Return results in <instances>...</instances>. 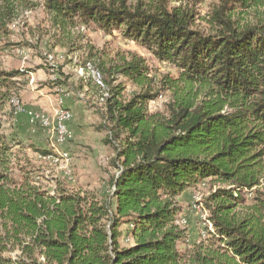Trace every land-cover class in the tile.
Here are the masks:
<instances>
[{
	"label": "trees",
	"instance_id": "16d2710c",
	"mask_svg": "<svg viewBox=\"0 0 264 264\" xmlns=\"http://www.w3.org/2000/svg\"><path fill=\"white\" fill-rule=\"evenodd\" d=\"M155 1L44 0L55 24L77 19L105 33L120 30L177 77H163L171 103L161 117L147 111L159 91L151 92L143 60L95 72L93 87L103 94L99 129L114 150L107 201L24 166L25 145L9 139L0 121V264H264V23L233 19L253 0H217L211 30L202 32L191 12ZM11 7L12 0H0V30L13 21ZM26 73L0 69L7 120L15 111L5 105ZM57 74L63 79L50 86H66L68 77ZM118 77L141 91L123 101ZM79 80L69 90L83 92ZM207 180L221 186L202 202L211 229L180 253L178 243L189 237L177 223V199ZM244 198L253 204L238 215Z\"/></svg>",
	"mask_w": 264,
	"mask_h": 264
},
{
	"label": "rangeland",
	"instance_id": "374dc122",
	"mask_svg": "<svg viewBox=\"0 0 264 264\" xmlns=\"http://www.w3.org/2000/svg\"><path fill=\"white\" fill-rule=\"evenodd\" d=\"M150 1L154 0H146ZM134 2L135 0H129L130 5ZM165 2L169 10L178 8L191 12L194 15L193 26L196 30L210 32L208 21L212 10L218 6L217 0ZM11 9L13 21L7 25L6 31L0 30V69L6 72L24 70L28 73L18 80V96H12L5 105L4 111L13 109L15 115L7 120L0 111L2 131L9 139L19 140L25 145V149L19 153V159L24 166L39 167L45 175L63 181L66 188L89 191L98 199L107 201L110 182L115 172L114 150L104 144L106 132L99 129L103 94L100 89L93 87L98 82L95 72L99 67L119 65L122 60H143L148 69L146 76L151 85V92L159 91L157 98L147 103V111L161 117H167V107L171 103L170 93L162 88L164 84L161 82L165 76L176 79L177 72L168 64L155 60L146 50L123 39L120 30L105 33L92 24L82 25L77 19L65 22L64 25L55 24L52 15L45 9L44 0H12ZM236 11L233 19L240 25L264 23V0H253L252 7L240 13L237 8ZM57 72L68 77L66 86H50L51 81L63 79ZM118 78L117 81L123 83V101H128L134 93L141 91L125 78ZM79 79L84 81L83 92L75 93L69 90L76 87ZM15 98L18 99L19 106H12L11 101ZM41 98L44 100L41 108L30 106L33 101L37 102ZM69 98L80 101L85 113L82 117L79 116L81 124L77 126V131L69 127L70 140L64 145H59L52 130L41 126L40 121L44 118L53 123L57 108L55 103ZM52 104L56 106H51ZM51 109L52 112L49 113ZM28 111L37 114L33 123L26 114ZM29 145L41 151H52L59 157L40 158L29 149ZM217 187L221 186L207 180L199 187L186 190L183 196L177 199L181 208L177 221L189 237L186 242L178 243L180 253L189 249L193 242L204 238L206 231L203 235L202 231L205 225L208 231L205 223L206 211L203 207L201 210L197 208L196 211H191V196L198 195V199L203 201L211 189ZM244 199L235 210L238 215L245 214L246 208L253 204L251 198ZM182 218L186 225H183ZM120 229L124 232L126 228L121 226ZM120 245L124 246L125 243L120 241Z\"/></svg>",
	"mask_w": 264,
	"mask_h": 264
},
{
	"label": "bare ground",
	"instance_id": "6f19581e",
	"mask_svg": "<svg viewBox=\"0 0 264 264\" xmlns=\"http://www.w3.org/2000/svg\"><path fill=\"white\" fill-rule=\"evenodd\" d=\"M100 81V80H99ZM97 83V82H96ZM19 103L18 101H14L13 103V106H17ZM61 104V105H60ZM19 106V105H18ZM18 110V109H17ZM61 115H63V118L61 120V127H67V132H69V137H66L64 142L62 141L63 139V131L62 129H60V117ZM54 121L53 123L49 121V119H44L42 118L41 121H40V125L44 127V128H47V129H51L52 132L54 133L55 135V138H56V141L59 145H64L66 144L70 138H71V131L69 129V123L71 122L72 120V114L71 112L64 108L62 106V103L61 101H59V104L55 110V114H54ZM198 201H200L198 199ZM203 206H199V209L201 210ZM206 219V218H205ZM178 223V222H177ZM205 223L207 224V228L208 230L211 229V226L210 224L208 223V221L205 220ZM179 224V223H178Z\"/></svg>",
	"mask_w": 264,
	"mask_h": 264
},
{
	"label": "crops",
	"instance_id": "0c3cea01",
	"mask_svg": "<svg viewBox=\"0 0 264 264\" xmlns=\"http://www.w3.org/2000/svg\"><path fill=\"white\" fill-rule=\"evenodd\" d=\"M32 82L30 81V85H32L31 84ZM30 88H31V86H29ZM41 95V94H40ZM34 99H35V97H34ZM43 99L41 98V99H38L37 100V102H35V101H33L31 104H30V106L32 107H34V108H37V106H38V108H41V105H43V104H41V103H43ZM56 102H58V100H56ZM62 103V106L64 107V108H66V109H68L70 112H71V114H72V120H71V122H70V124H69V127H71L72 129L74 128V130L75 131H77L78 129V127L77 126H80V124H81V122L79 121V119H80V117H82L83 116V114L85 113V111L83 110V108L81 107V102L80 101H76V100H71L70 98L69 99H66L65 101H62L61 102ZM57 106H58V104H59V102L58 103H55ZM55 105V106H56ZM51 106H54V104H52ZM54 106V107H55ZM53 107V108H54ZM52 108V109H53ZM52 109L49 111V113H51L52 112ZM55 114V113H54ZM81 115V116H80ZM80 116V117H79ZM71 125V126H70ZM184 194V193H183ZM183 194L180 196V197H182L183 196Z\"/></svg>",
	"mask_w": 264,
	"mask_h": 264
},
{
	"label": "built area",
	"instance_id": "2783aa9c",
	"mask_svg": "<svg viewBox=\"0 0 264 264\" xmlns=\"http://www.w3.org/2000/svg\"><path fill=\"white\" fill-rule=\"evenodd\" d=\"M26 114H27L30 122L33 123V119H36L37 114L29 112V111L26 112ZM62 118H63V115H61V117H60V129H62V131H63L62 141L64 142L65 138L69 137V132H67V127H61ZM44 127H45V125H44ZM191 197H192L191 198L192 199L191 211H194V210L196 211L197 208L199 209V206H202L203 201H198V195H192ZM182 223H183V225H186V221L183 218H182ZM205 228H206V225H205ZM202 235H203V231H202Z\"/></svg>",
	"mask_w": 264,
	"mask_h": 264
}]
</instances>
